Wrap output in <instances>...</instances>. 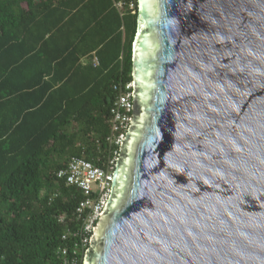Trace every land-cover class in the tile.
<instances>
[{
	"label": "water",
	"instance_id": "95a60500",
	"mask_svg": "<svg viewBox=\"0 0 264 264\" xmlns=\"http://www.w3.org/2000/svg\"><path fill=\"white\" fill-rule=\"evenodd\" d=\"M131 116L82 264H264V0H135Z\"/></svg>",
	"mask_w": 264,
	"mask_h": 264
},
{
	"label": "trees",
	"instance_id": "16d2710c",
	"mask_svg": "<svg viewBox=\"0 0 264 264\" xmlns=\"http://www.w3.org/2000/svg\"><path fill=\"white\" fill-rule=\"evenodd\" d=\"M136 16L135 0H0V264L78 249L61 237L85 198L56 174L72 157L104 164Z\"/></svg>",
	"mask_w": 264,
	"mask_h": 264
},
{
	"label": "built area",
	"instance_id": "2783aa9c",
	"mask_svg": "<svg viewBox=\"0 0 264 264\" xmlns=\"http://www.w3.org/2000/svg\"><path fill=\"white\" fill-rule=\"evenodd\" d=\"M117 8L121 9L122 5L117 4ZM129 8H132L131 4ZM113 89L118 91V95L109 110V134L105 139L109 150L102 167H96L82 157H72L56 174L57 179L76 188L85 198L84 203L74 212L78 222L76 229L65 231L61 237L62 241L73 240L78 247L72 249L68 264H82L89 238L108 199L112 172L129 126L132 83L119 84ZM66 253V250L61 251L62 256Z\"/></svg>",
	"mask_w": 264,
	"mask_h": 264
}]
</instances>
